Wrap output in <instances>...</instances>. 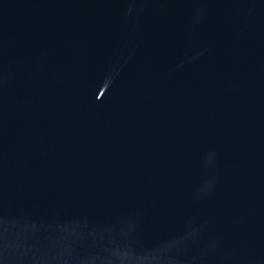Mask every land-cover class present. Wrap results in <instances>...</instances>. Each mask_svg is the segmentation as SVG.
<instances>
[{
	"label": "water",
	"instance_id": "obj_1",
	"mask_svg": "<svg viewBox=\"0 0 264 264\" xmlns=\"http://www.w3.org/2000/svg\"><path fill=\"white\" fill-rule=\"evenodd\" d=\"M0 264H264V0H0Z\"/></svg>",
	"mask_w": 264,
	"mask_h": 264
}]
</instances>
